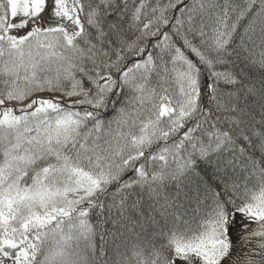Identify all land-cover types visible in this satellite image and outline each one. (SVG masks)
I'll use <instances>...</instances> for the list:
<instances>
[{
	"label": "snow or ice",
	"instance_id": "6c2138e0",
	"mask_svg": "<svg viewBox=\"0 0 264 264\" xmlns=\"http://www.w3.org/2000/svg\"><path fill=\"white\" fill-rule=\"evenodd\" d=\"M0 85V264H264V0H0Z\"/></svg>",
	"mask_w": 264,
	"mask_h": 264
},
{
	"label": "trees",
	"instance_id": "16d2710c",
	"mask_svg": "<svg viewBox=\"0 0 264 264\" xmlns=\"http://www.w3.org/2000/svg\"><path fill=\"white\" fill-rule=\"evenodd\" d=\"M86 2H87V0H85V3H86ZM137 2H138V0H137ZM0 88H2V85H0ZM40 95H43V96H45V97L52 96V95L59 96V93L52 94V93H47V92H45V93H41ZM28 102H29V101H24L23 103L11 102L10 106H15L16 108H20V107H23V105L26 104V103H28ZM65 102H66V103L68 102L67 98H65ZM114 115H116V113L110 111V112L105 116V120L107 121L109 118H111V117L114 116ZM113 126H115V125H113ZM93 222H94V221H93ZM235 232H236V231H235ZM232 235H233V243H236V241H237V237L235 236L234 231H233ZM160 242H162V241H157V243H160ZM97 243H99V237H98V236H97ZM109 255H111V250L109 251ZM129 255H130V253H129ZM93 264H95V262H93Z\"/></svg>",
	"mask_w": 264,
	"mask_h": 264
},
{
	"label": "rangeland",
	"instance_id": "374dc122",
	"mask_svg": "<svg viewBox=\"0 0 264 264\" xmlns=\"http://www.w3.org/2000/svg\"><path fill=\"white\" fill-rule=\"evenodd\" d=\"M233 231H234V233H235V236L237 237L235 230H233Z\"/></svg>",
	"mask_w": 264,
	"mask_h": 264
}]
</instances>
